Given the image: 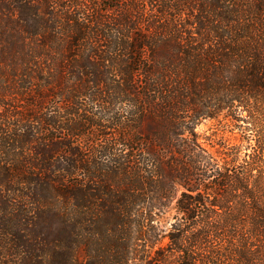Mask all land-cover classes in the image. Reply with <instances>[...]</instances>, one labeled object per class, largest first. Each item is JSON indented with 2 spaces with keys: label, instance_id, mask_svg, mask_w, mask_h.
Listing matches in <instances>:
<instances>
[{
  "label": "trees",
  "instance_id": "trees-1",
  "mask_svg": "<svg viewBox=\"0 0 264 264\" xmlns=\"http://www.w3.org/2000/svg\"><path fill=\"white\" fill-rule=\"evenodd\" d=\"M210 44L192 0H0V264H229Z\"/></svg>",
  "mask_w": 264,
  "mask_h": 264
},
{
  "label": "rangeland",
  "instance_id": "rangeland-1",
  "mask_svg": "<svg viewBox=\"0 0 264 264\" xmlns=\"http://www.w3.org/2000/svg\"><path fill=\"white\" fill-rule=\"evenodd\" d=\"M211 35L197 130L240 149L227 201L229 264H264V0H192ZM209 147V141H205Z\"/></svg>",
  "mask_w": 264,
  "mask_h": 264
}]
</instances>
